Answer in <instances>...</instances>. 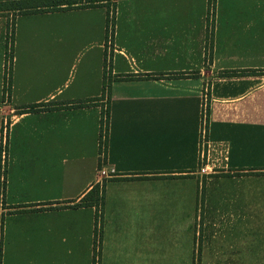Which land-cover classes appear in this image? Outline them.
<instances>
[{
    "label": "crops",
    "instance_id": "0c3cea01",
    "mask_svg": "<svg viewBox=\"0 0 264 264\" xmlns=\"http://www.w3.org/2000/svg\"><path fill=\"white\" fill-rule=\"evenodd\" d=\"M231 1L212 24L208 0L126 11L104 96L103 56L75 77L64 59L70 42L103 49L105 6L0 13V264H264V12ZM37 14L61 61L40 93L17 82L31 74L13 49L4 70L9 28L13 48L14 23ZM96 185L102 203L76 207Z\"/></svg>",
    "mask_w": 264,
    "mask_h": 264
},
{
    "label": "rangeland",
    "instance_id": "374dc122",
    "mask_svg": "<svg viewBox=\"0 0 264 264\" xmlns=\"http://www.w3.org/2000/svg\"><path fill=\"white\" fill-rule=\"evenodd\" d=\"M12 1L19 0H0V8L7 9L10 8V3ZM231 1V0H230ZM175 0H151L152 4H155L159 9H163L164 5L172 4ZM186 3L187 0H182ZM223 3L225 0H208L209 7V21L210 24L213 23V7L216 3ZM231 2L237 3V5L248 6L247 8L257 9L260 12H264V0H232ZM149 0H116L108 3L105 6V9H93V15H96L97 23V38L98 44L103 41V49L96 50V48H90V44L85 42H70L68 44V55H66L64 63V72L66 74L71 71L73 77L76 76L77 72L85 67L88 63L90 57H94V53L97 55L103 56L101 66L104 69L103 75L106 89H109L111 83V70L120 69L123 67L121 62V57H115L117 59V65H113L111 61L112 57V40L116 42L118 48L125 49V17L126 11H134V17L146 18V13H149L150 9H155L154 6L149 5ZM115 5V6H114ZM84 6H87L86 4ZM115 7V8H114ZM101 8V7H93ZM157 8V13L159 14L160 10ZM107 9L110 11V15H107ZM5 13V12H0ZM12 14H19L18 11L10 12ZM36 14V13H34ZM41 14L32 15L30 17H22L14 23V42L15 46L12 48L13 53L17 58L16 70L25 68L27 73L31 75L26 77L23 82H17L19 84L29 85L31 87H38L37 92H41L40 89L43 88L49 82V73L56 70H61V61L53 57L52 53H49L48 50H57L59 44H56L54 47L49 46V33L46 31V25H43ZM107 18L109 20H107ZM46 29V30H45ZM138 33V32H137ZM135 32V35H137ZM74 36V33H72ZM11 43L13 42V31L12 37L10 39ZM7 42L6 54L9 53V45ZM16 50V52H15ZM31 55L34 57L31 59ZM9 59H6L5 75L6 77L10 75L9 71ZM12 65V64H11ZM7 66V67H6ZM40 88V89H39ZM21 90L22 87L20 88ZM107 90L105 95L107 94ZM35 92H33L34 94ZM36 95V94H35ZM24 100H32L30 96L24 98ZM31 107V106H28ZM3 180V174L1 175V182ZM3 182L1 183V185ZM258 194H261L260 192ZM263 227V226H261Z\"/></svg>",
    "mask_w": 264,
    "mask_h": 264
},
{
    "label": "trees",
    "instance_id": "16d2710c",
    "mask_svg": "<svg viewBox=\"0 0 264 264\" xmlns=\"http://www.w3.org/2000/svg\"><path fill=\"white\" fill-rule=\"evenodd\" d=\"M111 1L116 0H19V1H12L10 3L11 10L13 12L18 11V15L21 14H32V13H40L45 11H55V10H62V9H80V8H93V7H104L108 5ZM87 6H84V5ZM115 6V5H114ZM9 9H2L0 12L10 11ZM115 8V7H114ZM110 11L107 9V15H110ZM107 20H109L107 18ZM8 31V39L7 42L10 41L12 37V27L9 28ZM9 45V53L6 56V59L8 58L9 63V71H11V64H12V43H8ZM7 67V66H6ZM261 71H239V72H230V73H223V75H245V74H254L259 73ZM106 85L105 81H103V88H102V96L105 95L106 92ZM108 91V90H107ZM78 106L83 105L82 102L77 103ZM40 106H31L26 109L30 110H36V108H40ZM207 115H208V106H205L204 109V125H203V140L207 137ZM107 133H108V106L105 105L104 108H102L101 111V119H100V128H99V155L101 158L99 159V165L102 161V158L105 157L106 154V148H107ZM205 141V140H204ZM102 191L103 186L96 185L92 188V190L86 194L78 204H76V207L80 206H91V205H99V203H102ZM101 223L102 219L100 216V212L97 213L96 219H95V242H94V248L97 250L99 248V234L101 230Z\"/></svg>",
    "mask_w": 264,
    "mask_h": 264
}]
</instances>
